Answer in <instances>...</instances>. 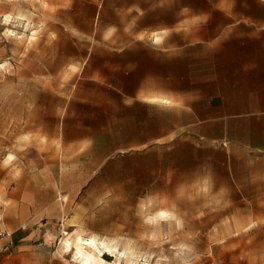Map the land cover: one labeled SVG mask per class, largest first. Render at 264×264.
Here are the masks:
<instances>
[{"label": "crops", "instance_id": "obj_1", "mask_svg": "<svg viewBox=\"0 0 264 264\" xmlns=\"http://www.w3.org/2000/svg\"><path fill=\"white\" fill-rule=\"evenodd\" d=\"M55 5V31L71 38V51L44 66L36 85L58 101L49 139L69 155L56 154L36 171L33 179L48 182L43 206L25 197L32 193L26 184L3 193L0 232L12 230L15 243L28 238L21 224L62 217L68 208L55 198L75 194L71 181L108 174L111 164L149 182L133 196L153 197L158 176L195 174L221 156L264 157V0ZM13 198L15 205L7 202Z\"/></svg>", "mask_w": 264, "mask_h": 264}, {"label": "rangeland", "instance_id": "obj_2", "mask_svg": "<svg viewBox=\"0 0 264 264\" xmlns=\"http://www.w3.org/2000/svg\"><path fill=\"white\" fill-rule=\"evenodd\" d=\"M56 1L69 0H0V208L3 193L16 184H26L33 194L25 197L43 206L48 182L33 179L36 171L56 154L69 155L49 139L58 101L38 93L36 85L44 66L51 69L71 51V38L55 31ZM27 89L34 100H23ZM128 171L117 174L116 163L108 174L71 181L78 185L75 194L65 190L55 198L67 211L59 219L21 224L18 230L28 235L21 242L15 243L12 230L1 231L0 264H78L61 246L78 233L117 241L137 264H264L263 156L241 162L221 156L195 174H169L168 181L158 176L153 197L133 196L140 188L146 192L149 182L134 181ZM102 255L111 264H126L110 251Z\"/></svg>", "mask_w": 264, "mask_h": 264}, {"label": "bare ground", "instance_id": "obj_3", "mask_svg": "<svg viewBox=\"0 0 264 264\" xmlns=\"http://www.w3.org/2000/svg\"><path fill=\"white\" fill-rule=\"evenodd\" d=\"M159 215H165V211L161 210ZM64 233L67 234L68 232L64 231ZM61 246L65 251H69L72 254L73 259L78 264H111L102 255L105 250L115 255L117 262L121 258H125L126 264H137L133 259L132 252L128 250L121 251L117 248L116 243H111V241L106 239H97L95 235L83 236L78 233L73 239L67 236L63 238Z\"/></svg>", "mask_w": 264, "mask_h": 264}]
</instances>
